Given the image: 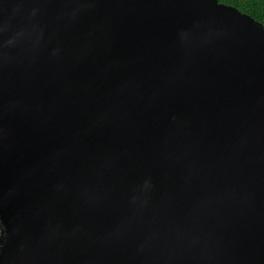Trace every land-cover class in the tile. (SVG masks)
Here are the masks:
<instances>
[{"label": "water", "instance_id": "water-1", "mask_svg": "<svg viewBox=\"0 0 264 264\" xmlns=\"http://www.w3.org/2000/svg\"><path fill=\"white\" fill-rule=\"evenodd\" d=\"M0 264H264V25L219 0H0Z\"/></svg>", "mask_w": 264, "mask_h": 264}, {"label": "trees", "instance_id": "trees-1", "mask_svg": "<svg viewBox=\"0 0 264 264\" xmlns=\"http://www.w3.org/2000/svg\"><path fill=\"white\" fill-rule=\"evenodd\" d=\"M225 3L235 5L240 10L250 14L264 25V0H219ZM0 224V234H1Z\"/></svg>", "mask_w": 264, "mask_h": 264}]
</instances>
